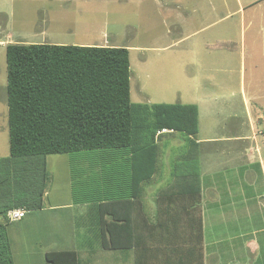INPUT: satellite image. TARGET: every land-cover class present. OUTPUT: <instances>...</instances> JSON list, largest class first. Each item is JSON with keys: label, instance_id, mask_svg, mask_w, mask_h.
<instances>
[{"label": "rangeland", "instance_id": "obj_1", "mask_svg": "<svg viewBox=\"0 0 264 264\" xmlns=\"http://www.w3.org/2000/svg\"><path fill=\"white\" fill-rule=\"evenodd\" d=\"M0 42L126 48L132 104L181 103L177 91L187 86V76L194 77L197 137H233L239 128L248 135L250 120L253 147L264 156V0H0ZM3 44L0 158L9 155ZM222 121L236 125L226 128L228 122ZM212 154L215 163L203 160L201 180L205 191L215 184L218 195L211 199L204 222L205 235L218 241L210 264H264L260 165L244 158L227 161L219 151ZM87 155L79 153L78 163L72 160L74 194L82 201L93 197L89 174L93 178L96 172H108L107 165L115 161L111 155L94 161ZM231 163H237L234 169ZM9 223L8 236L25 231L17 221ZM95 239L99 241L97 235Z\"/></svg>", "mask_w": 264, "mask_h": 264}, {"label": "trees", "instance_id": "obj_2", "mask_svg": "<svg viewBox=\"0 0 264 264\" xmlns=\"http://www.w3.org/2000/svg\"><path fill=\"white\" fill-rule=\"evenodd\" d=\"M5 61L9 155L0 158V264H14L6 232L7 213L42 209L50 182L47 156L124 151L134 163L130 179L138 184L154 175L153 171L148 173V163L155 169L159 146L154 137L161 130L181 133L188 139V153L174 171L179 183L188 179L187 189L167 191L169 202L161 211L162 216L175 214V220L159 223L158 219L155 223L169 235L162 237V254L179 258L177 264H203L202 222L200 218L190 220L194 215L191 207L199 204L201 192L197 108L132 104L129 51L123 47L9 44ZM139 168L148 176L138 177ZM183 195L193 196L189 206L185 201L171 200ZM73 198L75 204L80 202L74 192ZM97 209L102 216L98 222L101 247L122 248L106 238L107 226L119 221L112 215L110 223L104 220L105 205ZM169 227L181 229V234L174 236ZM44 261L78 264L74 251L48 252ZM167 263L163 259L162 264Z\"/></svg>", "mask_w": 264, "mask_h": 264}, {"label": "crops", "instance_id": "obj_3", "mask_svg": "<svg viewBox=\"0 0 264 264\" xmlns=\"http://www.w3.org/2000/svg\"><path fill=\"white\" fill-rule=\"evenodd\" d=\"M11 38V34L6 33L5 39L10 40ZM187 38L189 39V37ZM3 43H5V47L10 44L0 42L1 45H4ZM169 47L171 46L167 48ZM142 76L141 74L139 76L140 83H142ZM194 79V77H186L185 84L187 83V86L182 87L181 92L177 91L181 103L175 104L195 106L198 120V104L195 102L196 91L192 87ZM140 105L151 107L156 104ZM197 122L199 134V121ZM222 122L224 125L228 122L226 128L230 129L236 125V121ZM246 123L249 129L248 135L242 134L238 127L239 130L234 131L233 137L231 135L197 137L198 148L196 151L201 192L199 204L191 207L194 215L190 220L200 218V221H203L200 245L203 264H210L209 259L212 258V251L215 249L212 246L218 242L216 238L205 235L206 212L209 211V204L213 202H210L211 199L218 195L215 184L209 186L207 191L201 185L203 160L209 158L212 164L215 163L213 159L215 155L212 153L219 151L221 157L227 158V161L244 158L247 159L246 161H250L248 163H259L260 170L264 174V156L261 152L258 153L257 148L253 147L256 138L254 127L251 125L252 121L249 120ZM154 138L155 143L159 146L157 154L154 156L155 169L152 168L150 162L148 163V173L151 174L153 171L154 175L138 184L133 183L130 179L131 164L134 163L129 161L127 152L93 153L94 155L91 153V156L98 159L105 155H111L112 160L115 161L107 165L108 172H96L93 174V178L89 174L91 184L89 189L92 191L93 197L91 200H80L78 204H75L73 198L72 160L78 163L82 157L79 154L47 156L46 170L50 175V182L44 194L42 209L27 211L21 208L26 211V214L17 221L20 224L18 228H25V231L16 232L17 237L13 233L8 236L14 264H45L46 253L62 251H74L77 254L78 264H80L82 255L84 259L81 261L82 264H162L163 259L170 264H177L176 260L179 258H171L168 252L164 253L165 256L162 254L165 248L162 244V237L169 235L156 227L155 223L158 219L159 223L175 220V214L162 216L161 211L169 202L166 198L169 195L167 191L187 189L188 179L185 184L179 183L178 178L174 177V171L176 164L181 163L184 160L183 157L188 153V139L181 133H172L168 130L157 131ZM93 157L92 161H94ZM139 160L142 161L141 158ZM236 164H230L233 166L232 169ZM247 171L248 169L245 173ZM148 173L139 168L137 176L145 177L148 176ZM78 174L81 178L85 174L84 169L79 170ZM176 194L179 195L181 192ZM193 199V196L189 195L171 197L173 202L185 201L188 206ZM44 200L49 201L48 204H45ZM173 202L170 204L174 206ZM226 204L231 205V202H226ZM99 205L106 206V213L103 215L106 222L110 223L113 219L112 216H115L119 221L114 222V225L107 226L106 238L113 239V243L122 248L101 247L98 222L102 216L100 212L98 213L97 206ZM169 228L171 230L173 228L174 236L177 233L181 234V229L174 231L175 227ZM26 233L29 234L26 236ZM95 234L99 241L95 239ZM184 250L187 253L189 247L186 246ZM210 253L212 254L210 255Z\"/></svg>", "mask_w": 264, "mask_h": 264}, {"label": "built area", "instance_id": "obj_4", "mask_svg": "<svg viewBox=\"0 0 264 264\" xmlns=\"http://www.w3.org/2000/svg\"><path fill=\"white\" fill-rule=\"evenodd\" d=\"M26 214V211L24 209H16V210H10L7 213V219L8 221H18L21 220Z\"/></svg>", "mask_w": 264, "mask_h": 264}]
</instances>
